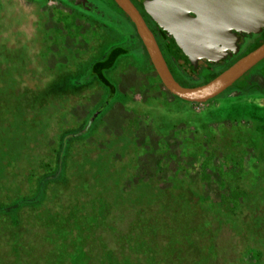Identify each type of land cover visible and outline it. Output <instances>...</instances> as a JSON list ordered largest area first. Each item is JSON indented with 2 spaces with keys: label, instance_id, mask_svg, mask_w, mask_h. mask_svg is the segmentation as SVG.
<instances>
[{
  "label": "rangeland",
  "instance_id": "374dc122",
  "mask_svg": "<svg viewBox=\"0 0 264 264\" xmlns=\"http://www.w3.org/2000/svg\"><path fill=\"white\" fill-rule=\"evenodd\" d=\"M64 10L0 0V197L22 192L31 205L43 193L33 217L85 227V251L102 231L113 246L136 228V251L152 253L142 261L167 246L169 264H264V102L226 88L184 104L120 66L112 75L126 96L89 124L101 88L85 73L112 44L89 40Z\"/></svg>",
  "mask_w": 264,
  "mask_h": 264
},
{
  "label": "flooded vegetation",
  "instance_id": "af4514ba",
  "mask_svg": "<svg viewBox=\"0 0 264 264\" xmlns=\"http://www.w3.org/2000/svg\"><path fill=\"white\" fill-rule=\"evenodd\" d=\"M52 2L53 4L55 3V5L67 8V10H64L65 14L70 16L75 14V17L73 16L72 18V24L79 26L82 30H90L89 40L102 41L100 42L102 44H106L110 41L109 43L112 44L108 49H104L103 51L99 50L95 58L96 60L93 61V63L89 66L88 71L85 73V75L91 77L89 78V80H91V82H89L91 85L95 84L101 88V98L88 119L89 124L95 120L100 110L107 106H112L114 103L113 99L116 96H126L125 92L120 91L118 79L112 75L113 71L115 72V70H117L120 66H122L121 69H128L129 67L131 68V71L136 72L137 74L139 73L138 75H141L144 78L146 77L145 82L140 81L139 83L147 86L148 89H155V86L159 84L162 87L163 92L169 93L174 98L176 97L161 83L151 62L149 61L148 55L136 33L133 23L130 21L126 13H124L113 2V0H51V3ZM129 2L136 9L145 26L152 34L170 75L174 81L183 87H193L204 84L237 59L264 42V27L252 32L238 31L236 32V47L232 51L226 53L215 61H198L195 67L189 68L181 62L175 60L167 52L166 41L161 36L160 29L144 12L138 2L136 0H129ZM113 30L115 31L114 33H112ZM138 48L140 49L139 51ZM93 54L91 55L92 57ZM105 69L108 75H101L100 72ZM102 76L103 79L100 78ZM119 78L121 79V77ZM226 88L230 89L228 92L234 93L235 96H239V94H250L254 99L263 103L264 57L238 76ZM163 94L164 93H162V95ZM152 97H147L145 100L149 98L153 99ZM129 102H134V100H129ZM183 103L198 104L201 102L186 101ZM141 110L137 113V116H141L143 114ZM232 117L230 119H232ZM239 118L240 117H235L233 120L235 121V119ZM251 124L253 125L254 122H251ZM235 128L233 129V132H240ZM157 134L163 136L164 132L163 134ZM240 146L241 145L239 143L237 149L241 148Z\"/></svg>",
  "mask_w": 264,
  "mask_h": 264
},
{
  "label": "water",
  "instance_id": "95a60500",
  "mask_svg": "<svg viewBox=\"0 0 264 264\" xmlns=\"http://www.w3.org/2000/svg\"><path fill=\"white\" fill-rule=\"evenodd\" d=\"M160 29L167 52L185 66L215 61L236 47V32L264 27V0H136ZM128 16L164 87L187 102H204L220 93L264 57V42L204 84L183 87L170 75L152 34L129 0H113Z\"/></svg>",
  "mask_w": 264,
  "mask_h": 264
},
{
  "label": "trees",
  "instance_id": "16d2710c",
  "mask_svg": "<svg viewBox=\"0 0 264 264\" xmlns=\"http://www.w3.org/2000/svg\"><path fill=\"white\" fill-rule=\"evenodd\" d=\"M100 78L103 79V76ZM175 98L177 99L178 97ZM181 101L186 102L184 100ZM51 164L52 159L45 165L47 166L45 171L51 169ZM7 167L9 166L7 165ZM30 175H32V173ZM59 179L58 177L56 180L60 182ZM2 193L4 192L2 191L1 194ZM42 194H40L38 200L35 201L36 204L31 205L23 203L24 200H21L24 198L22 192L15 193L14 196L20 197V199H18L19 203L16 204L15 202L17 200L8 203V200L10 201L14 196L9 198L3 195L0 197V222H3L0 223V264H134V260L130 259L133 255L134 257L136 256V263L139 264L140 261H142L141 257L144 258L145 254L150 258L152 253L149 251H136L138 250L136 247L142 245L141 239L138 238L137 240V237L140 236L137 234L136 228L130 229L127 232L123 242L120 239L113 240L115 244L113 246L105 245L104 241L107 240L105 237L108 232L102 231L101 239H99L101 245H97V247L91 249V251H85V245H83L81 239L84 233L82 228L85 227L75 225L74 222L72 229L77 232L78 235H76L75 232L71 233L69 231L72 225L70 219H68L67 222H63L61 220L52 221L39 219L36 216L33 217L36 211L43 205L44 194ZM41 195L42 198H40ZM180 198L184 197L180 195ZM2 202L6 204H2ZM9 205L10 210L6 211ZM213 216L217 217L216 215ZM146 220L148 225H152V228H149L148 232L151 230L153 231L156 226L155 222L158 221H151L148 218H146ZM76 224H78L77 221ZM186 225L189 229L190 225L187 223H184L183 228H186ZM103 227L105 228L102 229H106V225ZM195 229L196 228L190 229L191 233L196 232ZM204 230H207V232L204 233L205 236L211 237L210 232L208 233L207 225L201 232ZM111 236L113 235L111 234ZM141 237L145 238L144 236ZM149 239L147 242H149ZM180 246L181 243H179L177 247ZM164 247L163 250L159 251L161 260L156 257L153 259H145L142 261V264H169V260L171 256L174 255V251L168 249L167 246ZM205 253L208 254L207 251Z\"/></svg>",
  "mask_w": 264,
  "mask_h": 264
}]
</instances>
